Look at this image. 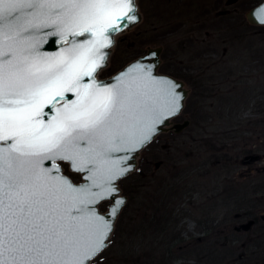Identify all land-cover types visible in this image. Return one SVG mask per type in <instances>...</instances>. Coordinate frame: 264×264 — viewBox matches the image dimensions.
I'll list each match as a JSON object with an SVG mask.
<instances>
[{
    "label": "snow or ice",
    "instance_id": "1",
    "mask_svg": "<svg viewBox=\"0 0 264 264\" xmlns=\"http://www.w3.org/2000/svg\"><path fill=\"white\" fill-rule=\"evenodd\" d=\"M252 14L264 25V0ZM138 19L136 0H0V264H102L117 182L183 106L150 64L97 79Z\"/></svg>",
    "mask_w": 264,
    "mask_h": 264
},
{
    "label": "rangeland",
    "instance_id": "2",
    "mask_svg": "<svg viewBox=\"0 0 264 264\" xmlns=\"http://www.w3.org/2000/svg\"><path fill=\"white\" fill-rule=\"evenodd\" d=\"M225 1L137 0L141 21L116 37L109 67L146 47H161L160 70L184 79L189 89L174 121L188 123L178 133L157 135L141 151L132 175L119 181L127 199L102 264L145 262L151 247L144 235L149 231L138 238L136 226L151 214L143 208L145 201L166 183L177 185L171 204L178 231L167 264H234L223 259V245L232 236L245 240L246 233L237 232L239 224L250 220L245 211L264 215V26H250L244 19L246 10L260 0ZM219 10L230 15L237 10V18L228 21L234 29H227L226 21L213 23ZM205 43H210L207 52ZM262 224L258 218L257 225ZM256 233L253 227V242ZM228 250L249 254L258 249ZM252 260L240 264H258Z\"/></svg>",
    "mask_w": 264,
    "mask_h": 264
},
{
    "label": "trees",
    "instance_id": "3",
    "mask_svg": "<svg viewBox=\"0 0 264 264\" xmlns=\"http://www.w3.org/2000/svg\"><path fill=\"white\" fill-rule=\"evenodd\" d=\"M222 157H225V155L223 154ZM217 160L218 159L216 158L215 160H211V162ZM131 175L132 173L126 177ZM125 178L120 180L121 183L125 180ZM164 188L165 189L163 190L153 192L152 195L148 197V200L145 201L146 204L143 208L149 210L151 214L147 218H141L142 221L139 220L137 223L138 225L136 226V232L138 234L140 233L138 238H141L146 230L149 231V233L144 236L149 239L148 244L151 248L146 254L148 256H146V259L144 260L145 262L142 264H167V262L170 261V259H168V255H170L171 252L169 246L177 240L178 231L175 229L176 218L173 213V205L171 204L173 198L172 196H174L177 192V185L174 183H166ZM231 193V195H234V191ZM224 239H227L226 235L224 236ZM257 242H264V240H261V237L259 236ZM201 248L204 250L205 247ZM228 252L229 250H224V255Z\"/></svg>",
    "mask_w": 264,
    "mask_h": 264
},
{
    "label": "flooded vegetation",
    "instance_id": "4",
    "mask_svg": "<svg viewBox=\"0 0 264 264\" xmlns=\"http://www.w3.org/2000/svg\"><path fill=\"white\" fill-rule=\"evenodd\" d=\"M227 1V0H226ZM226 1H225V4H226ZM235 0H233V2H234ZM261 1V0H260ZM260 1H258L257 3H259ZM233 2H231V3H233ZM256 3V4H257ZM230 4V3H229ZM229 4H226V5H229ZM256 4H254V5H252V6H250L249 8H251V7H253V6H255ZM137 5H138V3H137ZM139 8V7H138ZM248 8V9H249ZM247 9V10H248ZM246 10V11H247ZM235 11H237V10H233V15H230V12L229 11H227V10H219V11H217L216 13H214V15L212 16V20H214L213 21V23H216L217 24V22L218 21H220V22H227L228 23V21L229 20H231V19H235V18H237L236 16H237V13L235 12ZM141 13V12H140ZM204 14H205V11L203 12V16H204ZM141 19H142V14H141ZM216 19V20H215ZM245 19V18H244ZM207 21H209V20H207ZM246 21V20H245ZM238 22L240 23L241 21L240 20H238ZM215 24V25H216ZM246 24H248V25H250L251 26V24H249V23H247V21H246ZM228 25V28L227 29H232L233 28V26L231 25V23H228L227 24ZM209 27L210 26H206V29H209ZM174 28V27H173ZM234 29V28H233ZM208 31V30H207ZM207 31H204V35H205V33H207ZM236 31V30H235ZM115 40H116V38H115ZM200 42H204L203 40H201ZM209 44L210 43H205V52H207L206 50H208L209 51ZM142 54V53H141ZM141 54H139V55H141ZM139 55H136V56H134V57H132V58H130L129 60H131V59H133V58H135V57H137V56H139ZM110 56H111V54H110ZM110 56H109V59H110ZM160 56H161V51H160V54H159V59H160ZM108 59V64H109V60ZM129 60H127V61H124V62H122L121 64H119L117 67H109L108 65H107V67L103 70V71H101L99 74H98V76H97V79H104V78H107V77H109V76H111L113 73H115L119 68H121L126 62H128ZM161 61V60H160ZM157 72L158 73H161V74H165V75H168V76H171V77H173V78H175V79H178V80H180V81H182L183 82V85H184V87L188 90V93H187V97H188V95H189V89H188V87L185 85V81H184V79H182V78H180V77H178V76H176V75H174L173 73H171V72H164V71H162V70H160V62H159V65H158V67H157ZM187 97L185 98V100L187 99ZM185 100H184V102H185ZM180 114V113H179ZM178 114V115H179ZM177 115V116H178ZM177 116H175L174 118H172L171 119V121L172 122H175L174 120H175V118L177 117ZM184 120V119H183ZM183 120H181V121H183ZM180 121V122H181ZM176 123V122H175ZM178 123V122H177ZM167 132H170V133H174V132H172V131H166V132H164V133H167ZM161 134V133H160ZM159 135V134H158ZM154 140V139H153ZM152 140V141H153ZM151 141V142H152ZM150 143H148L146 146H148ZM146 146L144 147V148H146ZM143 148V149H144ZM142 149V150H143ZM141 150V151H142ZM141 153V152H140ZM138 161H139V159H137V164H138ZM137 166V165H136ZM62 167L64 168V173L63 174H65V175H67L73 182H78L79 180H80V178H79V175L77 174V173H74V172H70L68 169H67V166L66 165H62ZM72 175H77L78 176V180L77 181H74V179L71 177ZM244 214V216L246 215V216H248V218L250 219V220H248V222H246V223H241V224H239V226H237V228H239V230H237V232L238 231H240V232H245L246 233V236H245V240H241L240 239V237L239 236H237V238H236V236L234 237V236H232L233 238H231V242L230 243H228V244H224L223 245V248H224V250H228L229 248L230 249H232L233 251H235V250H237V249H242L243 250V252H245V251H248L251 247H254L255 249H258L257 251L255 250V252L254 251H249L248 253L249 254H243L242 252H238V253H235V254H230L229 252L227 253V254H225L224 256L226 257V258H223L224 260H226L227 261V263H230V261L231 262H233L234 264H240V263H242L243 261H245V260H247V261H251L252 263H253V260H252V257L254 258V259H256L255 261H258V264H264V242H255V240L257 239H259V236L261 237V240H264V225L262 224V226H258L257 224H258V218L259 219H262L263 220V222H264V215L263 216H261V217H258V216H254L253 214H255V212L253 211H248V212H245V213H243ZM256 215V214H255ZM254 227V229L255 230H258V233H256V234H258V235H256V236H254V242H253V237H251L249 234H250V230L252 229ZM234 228V227H233ZM236 228V227H235ZM220 231L222 232L223 231V233H224V231H226V227H224V228H222V229H220ZM240 232H238V233H240ZM239 240L240 242H238V244L237 243H232V241L233 240ZM233 244V245H230V244ZM252 250V249H251ZM234 255V256H233ZM257 256H259V259H258V257ZM230 257V258H229ZM258 259V260H257Z\"/></svg>",
    "mask_w": 264,
    "mask_h": 264
},
{
    "label": "water",
    "instance_id": "5",
    "mask_svg": "<svg viewBox=\"0 0 264 264\" xmlns=\"http://www.w3.org/2000/svg\"><path fill=\"white\" fill-rule=\"evenodd\" d=\"M231 2H233V0H227V1H226V4H229V3H231ZM260 2H261V1H260ZM260 2H259V3H260ZM259 3H257L255 6L249 8V9L244 13V18H245V20L247 21V23H249V24H251V25L264 26V25H261V24L258 22V20L256 19V17L252 14L253 9L256 8V7L258 6ZM136 5H137V0H136ZM137 15H138V17H139L138 22H137L136 24H134V25H131L128 29H125L122 33H124V32H126V31L130 30L131 28H133L134 26H136V25L141 21V13H140V11H139L138 5H137ZM122 33H120V34H122ZM120 34H117V35L114 37V41H115V38H116L118 35H120ZM114 44H115V43H114ZM58 47H59V45H53V44L49 43V44H46V45L41 49V51H45V52H54V51L58 50ZM112 48H113V47H112ZM112 48L108 49V51H109L110 54H111ZM160 51H161V47H160V46L146 47L145 51H144L141 55H139V56H137V57H135V58L129 60L128 62H126L121 68H119V69H118L115 73H113L111 76H109V77H107V78H104V79H98V80L103 81V82H105V83H114V82H115V77H116V75L119 74L120 72H122L123 70H125L129 65L135 63L136 61H140V62H142V63H144V64H150V65H153V66H154V67H153V72H154L155 75L170 78V79H172L173 81H176L177 83H179V84L182 86L180 89H178V91H181V92L184 94V99L182 100V105L184 106V100H185V98L187 97L188 90L184 87L183 82L180 81V80H178V79H175V78H173V77H171V76H168V75L161 74V73H158V72H157V67H158L159 62H160V59H159ZM109 56H110V55H109ZM108 59H109V57H108ZM107 64H108V61H107ZM183 106H182V108H183ZM181 110H182V109H181ZM180 112H181V111H180ZM180 112H179V113H180ZM176 116H177V115H176ZM174 117H175V116H174ZM174 117H171L170 119H168L167 121H165L164 124L158 126V128H157V132H156V134L154 135L153 139H154L158 134H160V133H164V132H166V131H172V132H174V133H178L179 131H181V130L187 125V123H188L187 120H183V121L178 122V123H177V122H176V123H175V122H172L171 119L174 118ZM153 139H152V140H153ZM152 140H151V141H152ZM142 149H143V148H142ZM142 149H141V150H142ZM141 150H140L139 152H137L136 154H134V158H133L131 161H129V163L133 166V170H132L129 174H131V173L134 171V169H135V167H136V165H137V159L139 158V155H140ZM116 155H122V154H116ZM157 165H158V163L155 164V166H157ZM67 169H68V168H67ZM70 172H71V171H70ZM129 174H128V175H129ZM64 175H65V174H64ZM78 175H79V174H78ZM128 175H127V176H128ZM65 176H67V175H65ZM67 177H68V176H67ZM79 178H80V176H79ZM122 179H123V178H122ZM120 180H121V179H120ZM120 180H119V181H120ZM119 181L117 182L118 187H119ZM81 182H82V181L79 180L78 182H73V183H81ZM119 189H120V196H121L122 198H124L125 201H126V199H127L126 196H125L124 194H122V191H121V188H120V187H119ZM124 205H125V204H124ZM124 205H123V206H124ZM123 206H122V208H123ZM109 207H110V205H109V203H108V205L105 207L104 210H100V211L102 212V214L107 215V212H108V208H109ZM122 208H121V210H122ZM121 210H120V212H121ZM120 212H119V213H120ZM119 213H118V215H119ZM118 215L116 216V218H115L114 221H113V228H114V224H115V221H116Z\"/></svg>",
    "mask_w": 264,
    "mask_h": 264
}]
</instances>
